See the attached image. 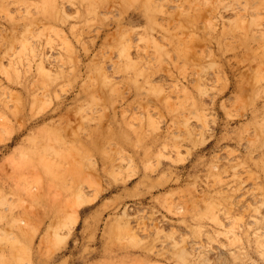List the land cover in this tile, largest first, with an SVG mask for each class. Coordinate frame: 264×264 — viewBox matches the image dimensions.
Listing matches in <instances>:
<instances>
[{
    "label": "rangeland",
    "instance_id": "374dc122",
    "mask_svg": "<svg viewBox=\"0 0 264 264\" xmlns=\"http://www.w3.org/2000/svg\"><path fill=\"white\" fill-rule=\"evenodd\" d=\"M24 1L0 264H264V0Z\"/></svg>",
    "mask_w": 264,
    "mask_h": 264
},
{
    "label": "bare ground",
    "instance_id": "6f19581e",
    "mask_svg": "<svg viewBox=\"0 0 264 264\" xmlns=\"http://www.w3.org/2000/svg\"><path fill=\"white\" fill-rule=\"evenodd\" d=\"M1 1H2V0H1ZM23 1H24V0H23ZM36 1H37V0H36ZM46 1H47V0H46ZM49 1H50V0H49ZM29 2H30V1H29ZM32 2H33V1H32ZM34 2H35V1H34ZM68 2H69V1H68ZM0 3H2V2H0ZM24 3H25V1H24ZM26 3H27V2H26ZM30 3H31V2H30ZM50 3H51V2H50ZM38 4H39V3H38ZM46 4H47V2H46ZM2 6H3V5H2ZM4 6H5V4H4ZM56 6H57V5H56ZM7 7H8V6H7ZM54 7H55V6H54ZM5 8H6V6H5ZM44 8H45V7H44ZM51 8H52V7H51ZM55 8H56V7H55ZM6 9L8 10V8H6ZM7 10H6V11H7ZM41 10H43V9H41ZM24 11H25V10H24ZM24 11H23V12H24ZM43 11H44V10H43ZM19 12H20V11H19ZM21 12H22V11H21ZM30 12H31V11H30ZM27 13L29 14V11H27ZM23 14H24V13H23ZM30 14H31V13H30ZM30 14H29V15H30ZM6 15H7V14H6ZM24 16H25V15H24ZM24 16H23V18H25ZM62 16H63V15H62ZM10 21H11V20H10ZM30 22H31V21H30ZM28 23H29V22H28ZM152 23H153V22H152ZM154 25H155V24H154ZM158 26H159V25H158ZM161 27H162V26H161ZM126 33H127V32H126ZM62 34H63V33H62ZM23 39H24V38H23ZM25 40H26V39H25ZM26 43H28V42L25 41V44H26ZM22 44H23V42H22ZM30 45H31V46H32V45H33V46H36V45H34V44H31V43H30ZM31 46H30V47H31ZM33 46H32V48H33ZM36 48H37V47H36ZM34 51H35V49H34ZM34 51H33V52H34ZM30 52H31V51H30ZM26 54H28V52H27ZM28 55H29V54H28ZM28 55H27V56H28ZM33 55H35V53H33ZM44 55H45V54H44ZM32 57H34V56H32ZM40 58H41V57H40ZM58 58H59V57H58ZM56 59H57V58H56ZM27 60H28V58H27ZM40 60H41V59H40ZM40 60H39V61H40ZM59 60H60V59H59ZM43 62H44V61H43ZM43 62H42V60L40 61V63H43ZM115 68H116V65H115ZM43 71H46V70L44 69ZM103 71H104V70H103ZM47 72H49V71L47 70ZM103 73H105V72H103ZM32 136H33V135H32ZM20 150H21V149H20ZM31 154H32V153H31ZM21 156H22V154H21ZM26 156H27V153H26ZM229 230H230V229H229ZM105 231H107V230H105ZM119 231H120V230H119ZM213 231H214V230H213ZM217 233H218V232H217ZM226 234H227V233H226ZM231 237H232V236H231ZM236 237H237V236H236ZM240 237H241V236H240ZM230 239H231V238H230ZM241 239H242V238H241ZM241 239H240V240H241ZM236 240H237V239H235V241H236ZM247 240H248V239H247ZM131 241H132V239H131ZM228 241H229V240H228ZM233 241H234V240H233ZM261 241H262V240H261ZM239 242H240V241H239ZM243 242H244V241H243ZM141 243H142V242H141ZM148 243H149V242H148ZM231 243H232V242H231ZM231 243H229V244H231ZM234 243H235V242H234ZM234 243H232V244H234ZM260 243H261V242H260ZM139 244H140V243H139ZM244 244H245V242H244ZM137 245H138V244H137ZM145 245H146V244H145ZM241 245H242V244H241ZM140 246H142V245H140ZM239 247H240V246H239ZM240 250H241V249H240ZM243 250H244V249H243ZM241 252H242V251H241ZM241 252H240V253H241ZM250 252H251V251H250ZM235 253H237V252H235ZM253 254H254V253H253ZM247 255H249V254H247ZM236 257H237V256H236ZM245 257H246V256H245Z\"/></svg>",
    "mask_w": 264,
    "mask_h": 264
}]
</instances>
